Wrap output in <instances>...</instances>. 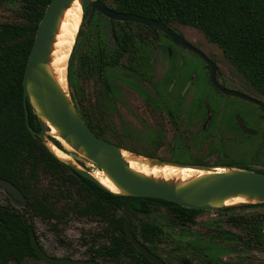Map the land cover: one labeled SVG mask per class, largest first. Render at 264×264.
Listing matches in <instances>:
<instances>
[{
  "label": "trees",
  "instance_id": "16d2710c",
  "mask_svg": "<svg viewBox=\"0 0 264 264\" xmlns=\"http://www.w3.org/2000/svg\"><path fill=\"white\" fill-rule=\"evenodd\" d=\"M100 1L120 13L154 19L168 27L177 23L200 31L264 98V0ZM49 2L0 0V8H11L17 15V20L0 23V179L13 184L27 199L23 213L0 205V264H22L25 258L36 257L30 243L32 225L26 213L59 220L57 212L63 213V218L71 211L78 216L91 215L105 226L101 237L108 244L104 242L99 250L103 261L119 262L121 259L152 264L128 240L121 208L127 206L136 217L137 214L148 215L155 205H160L176 215L182 225L192 223L202 211L186 209L161 199L110 193L61 163L26 127L22 80L38 23ZM132 26L143 28L133 23L109 21L107 35H101L90 50L80 53L77 66H73L72 61L76 47L73 46L68 59L66 77L71 100L85 124L106 141H111L114 129L107 120L115 94L111 72L119 67L126 74L133 71L142 75L141 64L147 43L143 33L133 32ZM81 34L82 29L79 30ZM78 79L93 81L94 99L85 96ZM29 125L40 131L39 123L30 110ZM49 140L62 150L57 141ZM115 143L125 149L120 142ZM225 165L264 173L243 162L229 161ZM43 178L49 182L46 187L41 184ZM250 207H264V203L230 206L223 210ZM230 217L234 225L243 229L248 238L247 245L264 246V213ZM142 226L144 239L158 235L155 225L145 223ZM136 230L132 224L135 236ZM225 234L220 227L214 231L208 229L199 237L195 249L221 253L224 251ZM208 261L221 264L218 259Z\"/></svg>",
  "mask_w": 264,
  "mask_h": 264
},
{
  "label": "rangeland",
  "instance_id": "374dc122",
  "mask_svg": "<svg viewBox=\"0 0 264 264\" xmlns=\"http://www.w3.org/2000/svg\"><path fill=\"white\" fill-rule=\"evenodd\" d=\"M85 19L86 17L81 19L80 26ZM13 20H17L16 13L11 8L3 6L0 9V23ZM96 22L99 23V29L105 28L107 24L106 20L103 19ZM171 27L217 65L219 82L231 89H239L264 103V98L248 84L236 68L224 57L222 51L216 45L209 43L200 31L177 23H174ZM133 29L134 31L139 30L136 26H133ZM85 30L88 31L89 27L85 26ZM151 42L154 44L152 40ZM80 43L82 49H85L91 42L85 38ZM158 45L159 48L155 50L151 48L147 52L149 64L145 79L140 80L136 76H131L128 81H125V76L120 70L115 71L113 74L116 95L114 106L110 109L107 120L120 133L119 137L123 145L140 153H150L153 157L149 158L154 160L218 167V170L219 167L226 166L224 161L233 160L246 163L251 169L264 171V120L258 125L251 124L253 127L255 126L257 132L248 137L237 132L225 133L224 129L218 130L214 135L197 134L199 120L193 122L187 120L186 110L194 99L205 100L212 93L213 89L209 84L207 69L197 56L177 47H169L168 50L173 52L171 58H168L166 47L171 46V44L166 39L158 38ZM176 68L177 72L171 74V70L175 71ZM82 88L88 98L92 96L94 91L89 81H83ZM65 89L70 94L68 85ZM177 97H180L183 101L181 120L177 124V131L184 134L182 137L173 136V128L160 107L163 100H174ZM210 100L227 99L213 93ZM230 100L243 119H246V116L250 117L254 112H258V108L252 103L232 98ZM160 138L162 139L160 140ZM134 150L126 151L132 155L138 154ZM68 153L80 167L88 171L91 169L87 166V163H91L86 159L78 154ZM140 156L145 155L141 154ZM91 167L97 169L93 164H91ZM41 184L46 187L49 182L43 178ZM0 204H10L15 206L16 209L22 210L20 205H14L12 198L1 187ZM260 213H264V207L242 208L234 211H206L199 214L195 224L188 229L193 232L192 234L195 233L194 237H197L207 233L208 226L205 225L207 223L213 225L212 231L216 227L231 229L225 222L229 216ZM149 218L151 221L160 222L165 226L168 225V217H165L161 209ZM32 223L38 241L47 254L60 257L73 256L81 259L87 257L86 251L89 246L85 244L84 240L90 243V239L94 238L93 235L99 233L104 227L97 219L80 217L72 211L68 212L62 222L56 224V226L52 221H43L38 218H33ZM166 227V234L170 236H166V240L160 246L159 253L161 257L173 260L178 253V255L186 257V260L198 264L196 258L190 257L187 252L181 254L174 250L178 244V237L174 229ZM102 242L103 240L99 241V243ZM213 255L215 258L233 262L237 261L239 256L243 257L248 254L242 251L239 253L231 252L228 255L215 252ZM249 255L254 257L252 259L254 261L264 262V251L253 250L249 252ZM124 261L119 264H127ZM34 264L44 263L35 261ZM106 264L114 263L109 262Z\"/></svg>",
  "mask_w": 264,
  "mask_h": 264
},
{
  "label": "water",
  "instance_id": "95a60500",
  "mask_svg": "<svg viewBox=\"0 0 264 264\" xmlns=\"http://www.w3.org/2000/svg\"><path fill=\"white\" fill-rule=\"evenodd\" d=\"M74 1L50 0L35 32L22 80V103L25 124L30 134L38 137L47 150L61 163L69 166L85 179L109 191L100 184L90 171L80 167L72 158L71 160H64L56 155L54 148L70 155L57 137L61 139L72 150V153L83 157L104 173L119 191L118 193L109 191L113 194L126 197L161 199L176 203L186 209L201 211H214L230 207L226 205V202L234 198L246 200L245 204L240 205L264 203V173L229 166L219 167V169H223L224 171L217 172L216 169L218 167L154 160L146 156H140L138 154L132 155L129 153L134 157L148 159L149 165L151 166L170 165L178 168H191L207 172L205 175L187 182L153 179L132 171L122 157V151L126 150L98 137L85 124L77 108L74 106L70 94L56 82L49 68L52 46L60 21L64 12ZM78 1L81 7L82 18L86 9L91 6V14L97 11L109 20L132 22L146 26L152 31H161L170 37L176 45L183 46L206 63L209 68L211 83L220 92L245 101L260 104L258 100L248 95L220 86L215 79L216 73L214 65L208 57L201 50L193 47L184 38L174 33L168 26L154 19L116 12L108 8L100 0ZM67 85L66 77V87ZM29 110L36 117L40 131H35L30 127ZM238 122L239 126L244 130L242 122L239 120ZM51 127L56 130L57 137L51 134ZM49 138L57 141L61 145L62 150L50 142ZM0 186L17 200L25 202L22 193L10 182L0 179ZM122 213L124 215L125 232L136 250L154 264H165L135 239L130 228L131 213L126 206L122 208ZM30 235L32 248L38 257L47 264H98L94 261L84 262L52 259L42 252L33 234L31 233Z\"/></svg>",
  "mask_w": 264,
  "mask_h": 264
},
{
  "label": "flooded vegetation",
  "instance_id": "af4514ba",
  "mask_svg": "<svg viewBox=\"0 0 264 264\" xmlns=\"http://www.w3.org/2000/svg\"><path fill=\"white\" fill-rule=\"evenodd\" d=\"M84 17H86V19L83 20V22H82V24H81V26L79 28V30L80 29L83 30V34L79 35V30H78V34H77V37H76V40H75V43H74V47H76V54H75V56H74V58L72 60L73 61V66H77L78 61H79V57H80V53H84L87 50H90L95 45V43L97 42V40H99V38L101 37V35H104V36L107 35V33H108L109 29H110L109 28V21H115V20H109L108 18L104 17L103 15H101L97 11H94L91 14V6H89L86 9V12H85L83 18ZM100 19L106 20V22H107L105 28L103 27V29H99V23L96 22L97 20L100 21ZM116 22H119V21H116ZM120 23H132V22H120ZM133 24H135V25H141V24H136V23H133ZM85 26H88L89 27V30L88 31L85 30ZM141 26L143 28H138L139 29L138 31L141 32V33H143V37L145 38L146 43H147L146 44V48L144 49V52H143L144 53L143 54V56H144V62L141 64V67H142L141 68L142 69V75H140V74H138L136 72H133V71L126 74L122 70V68H119V67L116 68L115 70H113L111 72V74H112L111 81H112V83L114 85V89H115L114 99H115V95H116V84L113 81V79H114V75H113L114 72L120 70L124 74V76H125V81H128V78H130L131 76H136V77L140 78V80L145 79L146 78V70H147V67H148V64H149V57L147 56V52L151 48H153L154 50L157 49V48H159L158 38L166 39L171 44V46L166 47V49H167L166 50V53H167L168 58H171V55H172V52L173 51H169L168 49H169V47H172V46L173 47L180 48V49H183L186 52L195 55L194 53H192L191 51L187 50L183 46L176 45L172 41V39L170 37H168L167 35H165L161 31H159V30L152 31L150 28H148L146 26H143V25H141ZM132 28H133V26H132ZM169 28L174 33H176L180 37L184 38V40L186 42H188L185 39V37L182 34H180L178 31H176L172 27H169ZM133 32H137V31H134V29H133ZM85 38L87 40L89 39L91 43L89 44V46L87 48L82 49V47L80 46V44H81L80 42H81V40H84ZM151 40L154 42V44L151 42ZM188 43L191 44L193 47H195L192 43H190V42H188ZM195 56H197V55H195ZM201 61L204 63L205 68L207 69V75H208L209 84L212 87L213 91H212V93H210L211 95L209 94L205 100H203V99L202 100H196V99H194L191 102V105L187 106V110H186L187 111V117H186L187 120H189L191 122H193L194 120H199V126H198V132H197V134H201V135H209V134L210 135H214V133H217L218 130L224 129L225 133H229V134L230 133H233V132H237V133H239V134H241L243 136H246V137L254 135L257 131H256L255 126L253 127L251 124L258 125V124H260L262 122V120H264V105H263V102L260 101V100H258V99H256V98H254V99H256V100H258L260 102V104H256V103H252V102H249V101L242 100V99H240L238 97H234V96H230V95L223 94L222 92H220L218 89H216L212 85L211 80H210L209 68H208V66L206 65V63L203 60H201ZM210 61L214 65L215 73H216L215 79H216V81L218 82V84L220 86H222V87H224V88H226L228 90H231V91H236V92H240V93L245 94L244 92H242L239 89H236V88L235 89H231V88L225 86L224 84H222L221 82H219V80L217 78V75H218V67H217V65L212 60H210ZM174 72H177V68H176L175 71L174 70H171L170 73L172 74ZM169 76H168V78H169ZM83 81H89L91 83L92 87H93V91L95 92V87H94V84H93V81L92 80H90V79H78V83H79V85H80L81 88H82V82ZM82 90H83V88H82ZM94 92L92 93V96L89 97V98L94 99ZM139 92L141 94H143V92H141L140 90H139ZM213 93H215V95H217L219 97H223V98H225L227 100H210V98H211V96H212ZM245 95H247V94H245ZM248 96H250V95H248ZM231 98L232 99H238V100L245 101V102H249V103H252V104L256 105V107L258 108V112L252 113L250 115V117H247L246 116V119L245 118L244 119L241 118L240 114L237 112V109L231 104V102H232L230 100ZM182 103H183V101L180 99V97H177L174 100L165 99V100H163L161 102V106L160 107L163 109V112L165 114V117L167 118L169 124L173 128V136H179V137L184 136V134L182 132H178L177 131L178 121L181 120L180 119V115H181V112H182ZM113 106H114V100H113ZM238 120L242 122V125H243L244 130L239 126ZM119 134L120 133L118 131H116V129L114 127V129L112 131V139L109 142H112V143L116 144L115 142L118 141V142L121 143V145H122L123 148L128 149L121 142L120 137H119ZM161 139L162 138H160V140ZM128 150H131L132 151L134 149H128ZM134 152H138V151L134 150ZM138 153L139 154H142V155H145V156H152L153 157V155L150 154V153H140V152H138ZM229 161H233V160H229ZM229 161H224V165L227 162H229ZM2 189L7 193V191L4 188H2ZM7 195L12 198V201H13L14 205H20L22 207V210L16 209L15 206L10 205V204H5V205L0 204V205L1 206H4V207L13 208L16 211H19L20 213H23V209L25 208V205L27 203V199L24 198L25 199V202H21V201L17 200L14 196H12V195H10L8 193H7ZM122 208H121L120 214H122L123 219H124V215L122 213ZM159 209L163 210V212L165 214V217H168V225L166 224V226H168L169 228L171 227L172 229H174L175 230V233H176V236L178 237L177 238L178 239V244H177V247L174 250H177V252H179L181 254L187 252L190 255V257L196 258V260L199 262L198 264H214L213 262H209L208 261L209 259L210 260L218 259V258H215L214 257V255H213L215 253L214 251H212L210 249H208L207 251H203V250H200L199 251V250H196L195 249L196 248V245H197V242L199 241V237L201 235H205V234H201V235H198L197 237L196 236L194 237V234L195 233L192 234L193 232H190L189 229H188L193 224H195V221H196L197 216L199 214H201V213H199L193 219V222L192 223L187 222L185 225H182L183 224L182 221L179 220V219H176V217H175L176 215L174 216L172 213L167 212L166 209H165V207L160 206V205H155L154 208H153V210L148 215L137 214L136 217H134L132 215L131 211H130L131 217H132L131 218V222H130L131 233L133 234V232H132V224H134V226L137 229L136 230L137 236H135L133 234V236L135 237V239L142 246H144L151 254H153L154 256L158 257L165 264H195V263H192L189 260H186L187 258L184 257L183 255H178V253L173 258V260H170V258L166 259V258L161 257V255L159 253L160 246L166 240V236L169 237L170 235H167L166 234L167 227L165 225H163L160 222H156V221L149 220L150 219L149 217H151ZM223 209H220V210H223ZM199 211H201V210H199ZM214 211H216V210H214ZM204 212H206V211H202V213H204ZM30 215H33L32 218H29ZM56 215H58L60 217L59 220L57 218H54V217L53 218H49V219H43L41 217L34 216V214H32V213H26L25 214V216L28 218V222L32 225V229L30 231V234L31 233L33 234V236H34V238H35V240H36L39 248L48 257H50L52 259L69 260V261H84V262H93L94 261V262H97L98 264H106V263H109V262L110 263H114V264H119L121 261H124V260H121V259L119 260V262H115V261H103L102 260V256H101L99 250L103 246V243L104 242L106 244H108V242H106L104 240V238L101 237L102 229L105 226L103 225V223L99 219H97V218H95V217H93L91 215L90 216L82 215L80 217H84V218H95L104 227H102V229L100 230L99 233H95L93 235L94 238L90 239V243H88L86 240H84L85 244L89 245L88 248H87V251H86V253H87V257L86 258L81 259V258H75L73 256H61L60 257V256H56V255H49V254H47L46 251L44 250L43 246L38 241V237L35 234L34 226H33V223L32 222H33V218H38V219L43 220V221H52V222H54V225L56 226V224H60L62 222V220L64 219V217H66L67 214H64V217L63 218H61L62 215H63V213L57 212ZM249 215H246V216H249ZM231 216L236 217V216H240V215H231ZM225 222H226V224H228L230 226L231 229H223V231L226 233L225 234L226 237H225V242H224V251L221 252V253H224V254H227L228 255V254H231V252H238L239 253V252H242L243 251L245 254H248V255H245L243 257L242 256H239L237 258V261H233V262H231V261H224L222 259H218V260L221 261V264H264V262L252 260L254 257H252L251 255H249V252L250 251H253V250L263 252L264 251V246H262L260 244H258L256 246H254L252 244H248L247 245L248 238H246L244 232H242L243 229L240 228V226L234 225L233 224L234 222H233V220H231V217L230 216L226 219ZM145 223L155 225L158 228V230H157L158 235L155 234L152 237L150 236L151 238L144 239L143 238V234H142V229H143V226L142 225L145 224ZM205 225H207L208 226V229L210 231H212L211 230L212 229V226H213L212 224L207 223ZM124 229H125V224H124ZM58 232H60V231H58ZM263 233H264V230H263ZM125 234H126V232H125ZM126 236H127V234H126ZM127 238H128V236H127ZM101 240H103V242L102 243H99V241H101ZM128 240H129V238H128ZM30 243H31V235H30ZM130 243H131V241H130ZM92 249H94V250H92ZM34 252H35V250H34ZM173 252H175V251H173ZM35 255H36V257H34V258H25L22 264H28V263L29 264H34L35 261H41L42 263L47 264L46 262H44L42 259H40L38 257V255L36 254V252H35ZM124 262H126L127 264H139V262H135V261H132V260H125ZM11 263H13V262H11ZM152 264H154V263H152Z\"/></svg>",
  "mask_w": 264,
  "mask_h": 264
},
{
  "label": "bare ground",
  "instance_id": "6f19581e",
  "mask_svg": "<svg viewBox=\"0 0 264 264\" xmlns=\"http://www.w3.org/2000/svg\"><path fill=\"white\" fill-rule=\"evenodd\" d=\"M82 19V12L80 3L75 0L72 5L64 12L63 17L60 21L58 31L56 33L54 44L52 46V53L50 55L49 68L55 78L56 82L65 89L66 87V67L67 62L72 52L78 30L80 28V22ZM50 132L52 135L57 137L56 130L51 127ZM57 139L62 143L64 148L68 152L72 150L57 137ZM51 146V145H50ZM54 148L53 146H51ZM56 155L64 160H71L70 155L62 153L54 148ZM122 157L129 165L130 169L141 175L160 179L164 181H175V182H187L196 177L205 175L207 172L195 170L191 168H178L170 165L165 166H151L146 158H138L131 156L127 151H122ZM85 161V160H84ZM90 167L89 171L93 176L100 182L102 186L113 193H118V189L113 185V183L104 175V173L98 169H93L91 164L87 163ZM217 172H223V169H216ZM246 200L242 198L230 199L226 202L227 206H238L240 204H245Z\"/></svg>",
  "mask_w": 264,
  "mask_h": 264
}]
</instances>
